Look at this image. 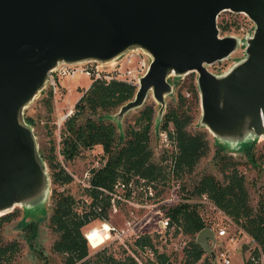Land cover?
<instances>
[{"label":"water","instance_id":"95a60500","mask_svg":"<svg viewBox=\"0 0 264 264\" xmlns=\"http://www.w3.org/2000/svg\"><path fill=\"white\" fill-rule=\"evenodd\" d=\"M225 9L245 12L254 28L245 56L216 74L206 65L241 43L235 34L219 35L217 16ZM132 47H141L149 63L118 118L151 91L161 119L173 91L168 77L196 71L201 125L228 143L264 134V0H0V215L16 203L38 208L49 194L45 161L23 115L48 71L62 61L107 63ZM195 241L216 258L210 226Z\"/></svg>","mask_w":264,"mask_h":264},{"label":"rangeland","instance_id":"374dc122","mask_svg":"<svg viewBox=\"0 0 264 264\" xmlns=\"http://www.w3.org/2000/svg\"><path fill=\"white\" fill-rule=\"evenodd\" d=\"M223 22H227L228 28L224 31L219 28V35L235 34L241 38V43L227 57L206 65L209 70L216 74L226 73L245 56V36L251 35L254 28L253 21L243 11L230 9L220 11L217 16V25ZM104 66L109 68L108 64ZM196 77V71H189L180 76L172 74L168 77L173 86V91L165 95L161 119L156 120L160 104L154 99L151 91L147 93L142 105L129 109L120 118L114 115L118 109L103 114L105 118L114 121L117 128V143L120 145L126 138L125 128L136 125L135 118L139 109L145 104H152L154 106V118L150 128L152 160L159 162L163 171L151 185L141 179L136 181V175L133 176L129 184L132 188L130 196L124 195V188L116 187L115 193L112 194L115 199L111 198L114 204L108 209L106 220L103 222L99 217H96L83 226L89 242V257H93L99 250H105L108 253L113 252L118 258L131 254L140 264H148L147 260L155 258L153 250L147 246L144 249L136 247L134 239L138 235L150 234L158 250L166 252L173 264H188L185 250L189 248V241L193 236L181 232L175 224L170 225L168 223L163 226L159 220L165 219L164 205L184 200L183 196L187 194V188H191L193 182L203 173L210 172L215 174L217 178L222 177L218 168L219 153L230 154L238 160L237 168L244 175L249 192V203L252 206L256 205L259 194L264 191V134L240 144L238 142L228 143L220 140L205 125H201L199 122L201 106ZM191 81L197 88V97L190 90ZM90 82L91 77L85 73H78L71 79L61 78L57 80L55 88L45 85L23 109L24 117L30 116L33 119L32 128L37 148L45 161L48 174L49 194L44 204L38 208L26 209L21 203H16L13 205L14 207H11L12 209L10 208L16 213V216L2 225L0 233L4 241L16 240L19 243V250L15 253L12 264L63 263L64 254L51 249L52 242L56 237L48 225L52 203L50 195L53 188L68 190L74 194L75 208L79 212L88 208L90 197L84 194L83 186L87 182L90 168L102 165L106 155H103L99 144L81 149L77 155L70 159L64 158L60 150L65 120L63 114L67 111L72 113L75 102ZM49 89L52 91V110L50 111L44 104V98ZM178 91L185 95L184 108H187L192 115L188 128L191 131L205 130L210 147L208 153L198 161L192 171H180L175 174L171 170L172 161L170 158V151L174 145L165 129L161 128V123L168 107L177 105ZM86 115L96 117V114L89 112ZM168 128H173L171 122ZM52 150L57 157L56 161L72 176V180L67 184H56L52 181L51 168L45 158ZM163 156L165 157L163 158ZM182 185L184 188L181 187ZM116 200L119 202L117 203ZM191 200L198 201L200 199L194 197ZM199 208L202 216L213 227L216 228L217 224L227 225L228 230L234 235L235 241H229L228 238H217L216 241L228 249L231 264H243V260L251 252H254L255 242L253 238L232 218L233 223L228 222L227 217L230 216L214 203L202 202ZM243 243L248 244L244 251H242ZM213 249H215L214 245ZM208 255L209 252L204 250L201 258L192 264H204ZM217 258H211L212 264H218Z\"/></svg>","mask_w":264,"mask_h":264},{"label":"trees","instance_id":"16d2710c","mask_svg":"<svg viewBox=\"0 0 264 264\" xmlns=\"http://www.w3.org/2000/svg\"><path fill=\"white\" fill-rule=\"evenodd\" d=\"M217 26L221 31L228 28L227 22ZM189 87L197 97V88L192 81ZM135 91V85L122 80L95 79L77 99L74 110L64 120L60 150L64 158H73L81 149L97 144L101 146L106 158L102 165L90 168L87 182L83 186L84 194L90 197L87 209L81 212L76 210L75 196L70 191L52 190L48 225L56 237L51 249L64 254L62 264H140L131 254L118 258L113 252L105 250H99L93 257H89V242L85 236L86 230L83 229L96 217L103 222L106 220L108 209L114 204L111 198L115 199L112 194L116 187L124 188V195L130 196L132 188L129 184L133 176L136 175V181L141 179L151 185L162 174L161 164L152 160L150 145L154 106L145 104L139 109L135 118L136 125L125 128L126 138L120 145L117 143L114 121L103 115L118 109L133 97ZM177 98V105L168 107L161 123V128L165 129L174 145L170 158L171 170L175 174L192 171L210 147L205 130L191 131L188 128L192 115L184 108L185 95L178 91ZM44 104L48 111L52 110L51 89L44 98ZM87 112L96 114V117L86 115ZM25 119L33 124L32 117L25 116ZM170 122L173 128H168ZM218 155L221 178L210 172L203 173L191 188H187L184 200L164 205V216L168 223L175 224L181 232L193 236L189 248L185 250L188 264L196 262L204 253L203 247L195 241L196 233L202 227L211 225L200 212L202 202L191 200L194 197L201 199L203 194L241 226L264 251V191L259 194L256 205L252 206L244 175L237 168L238 160L230 154ZM45 158L51 168L50 176L54 183L67 184L72 180L71 174L56 161L53 150ZM181 187L184 188V185ZM15 216L12 210L0 215V232L2 225ZM134 245L140 249L147 246L153 250L155 258L147 260L148 264H173L166 252L158 250L150 234L138 235ZM18 250L19 243L16 240L4 241L0 233V264H12ZM204 264H212L210 254Z\"/></svg>","mask_w":264,"mask_h":264},{"label":"built area","instance_id":"2783aa9c","mask_svg":"<svg viewBox=\"0 0 264 264\" xmlns=\"http://www.w3.org/2000/svg\"><path fill=\"white\" fill-rule=\"evenodd\" d=\"M148 63V54L141 47H132L111 62L107 63L94 58L74 62L62 61L48 71L46 85L50 88H55L57 80L61 78L71 79L78 73H85L91 77V82L95 79L106 81L117 79L133 84L137 88L139 86V78L146 72ZM105 64H108L109 68H105ZM69 115V111L65 112V114H63L64 119ZM200 201L213 204L205 194L202 195ZM227 220L228 222L233 223L231 217H227ZM159 222L163 226H166L168 224V219L165 217V219H160ZM208 226H210L215 233L214 250L215 256L218 257V264H231L228 249L225 245L218 243L216 240L217 238H228L229 241H235L234 235L228 230L227 225L225 224H217L216 228L213 227L212 224ZM254 242V252H251L249 256L243 260V264H264V251L258 242L255 240Z\"/></svg>","mask_w":264,"mask_h":264},{"label":"bare ground","instance_id":"6f19581e","mask_svg":"<svg viewBox=\"0 0 264 264\" xmlns=\"http://www.w3.org/2000/svg\"><path fill=\"white\" fill-rule=\"evenodd\" d=\"M111 62V61H110ZM107 227V226H106ZM108 228V227H107Z\"/></svg>","mask_w":264,"mask_h":264},{"label":"crops","instance_id":"0c3cea01","mask_svg":"<svg viewBox=\"0 0 264 264\" xmlns=\"http://www.w3.org/2000/svg\"><path fill=\"white\" fill-rule=\"evenodd\" d=\"M87 87H88V86H87ZM87 87H86V88H87Z\"/></svg>","mask_w":264,"mask_h":264}]
</instances>
